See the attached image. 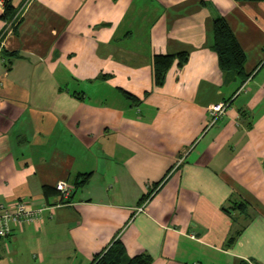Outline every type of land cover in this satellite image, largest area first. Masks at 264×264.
I'll list each match as a JSON object with an SVG mask.
<instances>
[{
    "label": "crops",
    "instance_id": "0c3cea01",
    "mask_svg": "<svg viewBox=\"0 0 264 264\" xmlns=\"http://www.w3.org/2000/svg\"><path fill=\"white\" fill-rule=\"evenodd\" d=\"M10 1L0 213L36 212L0 237V264H93L115 241L150 264H264V0ZM220 17L245 82L212 49ZM181 52L157 86L154 56Z\"/></svg>",
    "mask_w": 264,
    "mask_h": 264
},
{
    "label": "trees",
    "instance_id": "16d2710c",
    "mask_svg": "<svg viewBox=\"0 0 264 264\" xmlns=\"http://www.w3.org/2000/svg\"><path fill=\"white\" fill-rule=\"evenodd\" d=\"M250 1V0H241ZM17 10L13 6L10 0L7 1L6 10L3 17L6 20H12ZM213 43L212 49L217 54L220 68L223 72L231 76L240 77L243 82L247 80L249 74L245 72V63L247 60V54L241 47L235 33L231 29L230 25L225 18H217L213 23ZM6 53V52H5ZM178 60V66L183 67L189 60L188 52H181L178 54H159L154 56V79L157 86H161L165 83L167 74L175 61ZM149 93V92H147ZM129 98L133 100H141L137 96L127 92ZM90 174L80 175L77 179L75 187L78 188L83 185ZM154 184V187L155 188ZM154 190V189H153ZM151 190V193L153 192ZM48 191V188H45ZM151 193L147 194L148 198ZM72 195V194H71ZM234 207H242L243 204L235 203ZM230 212V208H224ZM151 258L148 255L141 254L133 258H125V246L120 241H115L105 252L99 254L94 260L93 264H150ZM239 264H251L247 260H242Z\"/></svg>",
    "mask_w": 264,
    "mask_h": 264
},
{
    "label": "built area",
    "instance_id": "2783aa9c",
    "mask_svg": "<svg viewBox=\"0 0 264 264\" xmlns=\"http://www.w3.org/2000/svg\"><path fill=\"white\" fill-rule=\"evenodd\" d=\"M8 0H0V8L3 9ZM226 103L220 102L211 106V119L209 124H214L215 121L224 113ZM55 188L60 192L62 199H67L71 196L72 188L66 181H59ZM61 203H68L62 201ZM31 205L25 201H20L15 206L14 211H3L0 213V237H7L12 232V224L21 223L23 220L31 219L35 214Z\"/></svg>",
    "mask_w": 264,
    "mask_h": 264
},
{
    "label": "rangeland",
    "instance_id": "374dc122",
    "mask_svg": "<svg viewBox=\"0 0 264 264\" xmlns=\"http://www.w3.org/2000/svg\"><path fill=\"white\" fill-rule=\"evenodd\" d=\"M226 105H227V103H226ZM62 201H63V200H62ZM62 201H61V202H62ZM64 204H65V203H64Z\"/></svg>",
    "mask_w": 264,
    "mask_h": 264
}]
</instances>
